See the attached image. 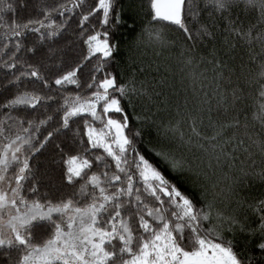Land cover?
Wrapping results in <instances>:
<instances>
[{
	"label": "snow or ice",
	"instance_id": "obj_1",
	"mask_svg": "<svg viewBox=\"0 0 264 264\" xmlns=\"http://www.w3.org/2000/svg\"><path fill=\"white\" fill-rule=\"evenodd\" d=\"M257 183L264 0H0V264H264Z\"/></svg>",
	"mask_w": 264,
	"mask_h": 264
},
{
	"label": "trees",
	"instance_id": "obj_2",
	"mask_svg": "<svg viewBox=\"0 0 264 264\" xmlns=\"http://www.w3.org/2000/svg\"><path fill=\"white\" fill-rule=\"evenodd\" d=\"M21 0H16L17 8H18V15L21 17H26L30 10H31V3L32 0H29V7L27 8H21L19 7ZM143 2H146V0H143ZM142 3V0H123V5L125 7L126 13L128 15H131L133 12H136L139 10L140 5ZM127 36V31L125 28H121L119 31L115 33L114 40H122ZM115 67V66H114ZM117 71L120 69L117 68ZM177 71L178 70H175ZM41 167L47 166L48 161L45 159V157L40 158ZM261 191H264V186H261L259 183L255 185V187L252 189V192L254 195H259ZM237 244L242 249L244 244V237L241 235L237 238Z\"/></svg>",
	"mask_w": 264,
	"mask_h": 264
}]
</instances>
